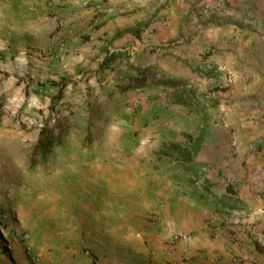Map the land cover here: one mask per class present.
<instances>
[{"label":"rangeland","instance_id":"374dc122","mask_svg":"<svg viewBox=\"0 0 264 264\" xmlns=\"http://www.w3.org/2000/svg\"><path fill=\"white\" fill-rule=\"evenodd\" d=\"M158 2L168 5L169 0L154 4ZM58 14L37 0H0L4 239L11 251L13 241L19 240L29 264L23 233H29L31 246L45 264H145L163 230L172 236L183 228L198 229L193 223L205 203L187 193L189 183L170 176L175 173L170 165L200 132V114L182 106L167 111L163 104L148 114L135 105L139 96L123 100L122 90L111 85V78L107 82L111 72L98 68L105 57L100 43L105 24L96 19L105 12L93 10L91 21L87 15H69L64 23L54 19ZM163 21V15H148L144 29L142 24L136 27L141 35L123 38L129 57L149 60L145 53L152 55L155 42H161L156 30ZM172 36L164 39L181 40ZM178 53L172 55H181L175 64L182 63L184 72L187 63ZM199 65L192 67L201 70ZM192 71L200 76L193 75L190 83L196 100L212 96L216 72L208 81ZM65 79L70 84L64 98L51 110L59 89L49 82ZM162 93L155 95L170 99ZM169 116L179 123V130L167 125ZM44 126L56 138L47 156L35 150ZM207 132L213 137L216 129L212 126ZM210 153L216 159L212 164L228 161V156Z\"/></svg>","mask_w":264,"mask_h":264},{"label":"crops","instance_id":"0c3cea01","mask_svg":"<svg viewBox=\"0 0 264 264\" xmlns=\"http://www.w3.org/2000/svg\"><path fill=\"white\" fill-rule=\"evenodd\" d=\"M156 1L37 0V3L59 13L54 19L60 18L62 23L68 21L69 15L79 18L87 15L91 21L93 10H103L105 14L95 18L105 24L100 42L105 49L102 55L106 49L123 48V38H135L136 30L141 35L143 31L136 27L142 24L144 29L148 15L165 17L166 21L158 22L156 30L161 42H155L158 47L153 48L152 55L150 51L145 53L150 55L149 60L138 61L132 56L104 70L112 73L107 82L111 78L110 83L117 91L126 81L124 77L136 74L131 66L154 67L159 79L183 80L187 82V89H191L192 76H198L192 68L207 80L208 75L202 73L204 65L211 62L218 67L213 95L200 100L173 102L171 95L176 88L162 83L122 91L123 100L139 96L135 105L148 114L160 109L162 104L167 111L182 106L196 110L201 121L200 132L189 142L188 150L181 153H189L192 163L199 165L198 179L206 180L209 185L196 189L186 176L177 177L191 185L187 190L190 196L205 203L193 223H197L198 229L183 228L171 233L172 236L189 234L188 240L178 242H172V236L163 230L153 256L146 255L144 263L264 264V0H178L175 3L169 0L168 5L154 4ZM170 36L181 40L164 39ZM167 45L170 48H165ZM179 50L188 67L184 72L181 62L175 64L181 55H172L179 54ZM121 61L130 65L124 66ZM195 62L200 64L201 71L192 67ZM160 89L170 94V99L158 97L163 94ZM149 93L153 94L152 98L146 97ZM171 117L167 125L179 130V123ZM212 126L216 129L213 137L207 135ZM210 150L216 157L228 156V161L212 164L216 159ZM170 171L175 172L172 168ZM235 212L244 216L236 219ZM216 232L220 234L218 237L214 236ZM6 243L0 235V264L30 263L19 240L13 241L14 251Z\"/></svg>","mask_w":264,"mask_h":264},{"label":"trees","instance_id":"16d2710c","mask_svg":"<svg viewBox=\"0 0 264 264\" xmlns=\"http://www.w3.org/2000/svg\"><path fill=\"white\" fill-rule=\"evenodd\" d=\"M135 34L140 35L139 31L136 30ZM165 48H170V45L165 46ZM131 55L129 48L123 47L121 49H106V54L103 60L99 64V70L104 71L108 68H113V65L116 61L127 58ZM132 70L136 71V74L128 75L124 77L126 81L119 85L120 90L128 91L135 88H144L146 86H151L155 84H163L169 86L171 88H176L174 92H172V100L176 103H186L189 100L195 98V91L191 89H187V82L184 83L183 80L178 79H158L159 72L154 67H136L131 66ZM201 71L200 69H197ZM213 69L210 71H202L205 75L212 74ZM41 85H46V82L38 81ZM49 84H52L58 87V93L52 97L51 110H55L56 105H58L62 99L64 98V90L66 86L70 84V81L65 79L63 81H50ZM181 85H184L181 87ZM2 108L3 103H0V122L2 117ZM50 129L48 126H44L40 132V138L36 144L35 150H42L44 156L48 155L50 147L54 145L56 138L49 133ZM60 137V136H59ZM181 155L180 160L176 165H173L172 168L175 170V174L170 175L173 178L180 177L181 175L186 176L190 180L195 188L205 189L209 184L206 180H203L200 183H197V179L199 178V165L192 163L190 159V155L188 152L179 153ZM33 166L35 165V161L33 160ZM196 198V196H195Z\"/></svg>","mask_w":264,"mask_h":264},{"label":"built area","instance_id":"2783aa9c","mask_svg":"<svg viewBox=\"0 0 264 264\" xmlns=\"http://www.w3.org/2000/svg\"><path fill=\"white\" fill-rule=\"evenodd\" d=\"M214 67H215L214 64L210 63L207 66H205V68H204L205 71H210V70L213 69L212 74H210V75H208L206 77V79L208 81H212L215 78V74L214 73L216 72V70L214 69ZM242 216H244V215L242 213H238V212H235L233 214V217H235L236 219H241ZM0 235H1L2 238H6L7 237L6 233H5V227L2 224H0ZM219 235H220L219 232H216L214 236L218 237ZM21 238H22V241L24 242V246H25L26 250L29 253V257L31 259V263L32 264H45L43 259H41V257L36 254V252L34 251L33 247L31 246V244L29 242V238H30L29 233H23L21 235ZM188 239H189V234L188 233H177V234L173 235L172 238H171L172 242H178V241H182V240L186 241ZM6 246L11 249V245L10 244L6 243Z\"/></svg>","mask_w":264,"mask_h":264}]
</instances>
